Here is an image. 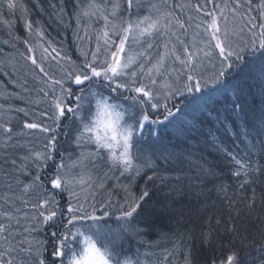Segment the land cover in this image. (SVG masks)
<instances>
[{
  "label": "snow or ice",
  "instance_id": "1",
  "mask_svg": "<svg viewBox=\"0 0 264 264\" xmlns=\"http://www.w3.org/2000/svg\"><path fill=\"white\" fill-rule=\"evenodd\" d=\"M37 6L44 11L39 3ZM48 7L49 19L72 28L83 59L76 63L51 41L48 47L40 45V59L47 69L31 46L29 55L20 54L42 74L40 82L45 87L39 91L48 98L51 112L41 113L47 124L26 121L19 132L8 123L0 124V264H142L138 258H129L123 247L128 237H135L140 245L147 243L143 237L155 229L149 211L152 195L147 186L137 195V181L168 184L166 198L176 200L186 179L179 174L182 169L173 168L177 174L165 176L153 157L171 166L185 160L191 163L192 156L187 143L178 146L179 150L159 145L146 150V126L173 123L170 118L181 111L175 103L177 97L195 96L194 110L208 115L216 112L222 124L232 117L244 118L249 80L260 82L261 106L258 115L244 118L243 132L236 133L237 138L244 137L242 143L247 141V159L221 149L237 166L232 175L244 176L238 182L240 195L230 192L224 183L214 184L212 190L227 202L230 216L233 211L240 214L242 209L236 205L245 199L247 209L254 208L255 188L250 196L244 193L254 183L249 176L264 173V164L254 168L248 162L251 149L259 147L264 154V0H258L256 15L251 14L253 0H231V6L229 0H203L193 6L201 16L190 37L191 25L175 11L186 6L173 0H49ZM0 9L8 17L19 11L29 34L44 38L43 29L34 27L19 0H0ZM187 20L193 17L189 15ZM0 23L13 39H19L11 31L10 18L0 19ZM206 64L214 69L212 73L201 71ZM26 84L25 80L18 86L28 91ZM212 89L232 97L223 118L208 102ZM15 96V92L8 93L5 99ZM16 111L29 114L24 108ZM32 130L44 134L39 150L26 139L33 135ZM196 130L193 125L185 140L195 141L190 133ZM148 131L156 134L155 128ZM208 135L214 137L215 133L209 129ZM192 167L197 180L205 174L216 175L200 163ZM117 188L125 194L122 200L112 196ZM197 196L205 200L198 210L203 213L209 207L207 193L202 188ZM163 211L184 216L182 208L172 205ZM109 218L116 221L115 228ZM207 222V232L177 229L172 247L163 250L159 264H169L174 254L182 255V264H192V240L198 236L202 242H212L211 217ZM226 232L229 254L226 260L212 264H264V242L257 244L242 235L234 223ZM237 238L239 246L234 243Z\"/></svg>",
  "mask_w": 264,
  "mask_h": 264
},
{
  "label": "trees",
  "instance_id": "2",
  "mask_svg": "<svg viewBox=\"0 0 264 264\" xmlns=\"http://www.w3.org/2000/svg\"><path fill=\"white\" fill-rule=\"evenodd\" d=\"M175 1L178 0H173L174 3H176ZM182 1L184 4H187V0ZM52 2H55V0H52ZM202 2L203 0H189L191 6L186 5V7H183V9L179 8V10L177 8L175 10L176 14L183 13V16H180H182V19H186L191 12H193V6ZM216 2L223 3L224 0H216ZM19 3H22L26 7L31 20H33L36 15L42 18L41 21V19L37 17L35 21H38L39 23L41 22L39 25L45 32V40L47 42L51 41L52 46L57 49L63 48L72 60L76 59L74 56L77 54L78 48L77 42L73 38L72 28H63L54 23L52 19H49V13L51 12V9L48 7L49 0H19ZM37 3L43 7L44 11L40 10ZM229 4L231 6V0H229ZM0 13H3V15L0 16V19L10 18L13 21L14 26L11 28V31L14 36L19 37V39H13V36L8 34V28L0 23V49L3 50L0 51V62H2L0 63V67L3 69L1 71L4 73L8 72L9 75H5L4 73L0 74H3L2 77L7 80L8 84H10V86L5 84L7 89L4 94L7 95L12 92L17 94V96L12 97L10 100H1L0 98V104L3 105V108H0V113L4 114V112H7L8 108L10 116H13L11 120H8L7 122L1 121V123H8L13 128L14 132H18L22 130V125L26 121L33 122L35 120L36 122L43 123V118H37L38 112L42 113L44 111H50V108L44 101L43 93L39 91L40 88L45 87V85L40 82L42 74L38 71H34V66L31 64V61H28L31 68L30 66H27L28 64L26 65V72H28L26 74L21 72L24 71V68L20 67L23 66L19 63L20 60L17 61L16 68L13 66L14 58L11 57L12 52H16L17 55L21 53L28 55V44L23 43L24 40H28L26 34L27 28L24 26L23 19L19 18L21 15L20 12L17 11L16 15L12 17H8L5 9H0ZM35 25L36 23L34 26ZM5 41H8L11 45H15L16 42H18L20 46L18 45L19 48H15L14 46L5 43ZM81 51L82 49H79V52ZM16 76L20 78L22 77V81L19 82V80L16 79ZM2 77L0 76V82H3ZM33 77H35V79H33ZM229 79L232 78L230 77ZM25 80L27 81L25 87L28 91L22 93L19 90L18 85L24 83ZM260 87L261 85L258 80L247 81V84L245 85V95L248 106L246 107L244 118L252 119L254 115H258V109L261 106V96L259 95ZM210 91L211 98L208 102L214 106L219 112L221 118H223L226 115L225 109L229 107V102L232 97L229 95L226 98L223 93L216 92L214 89ZM205 95L207 96L208 93L206 92ZM38 97L41 98L40 100L44 103L41 107L37 108L35 106L34 110H31L34 112L31 117H27L23 115V113L16 111L19 106L32 108L29 104L24 105V103L37 100ZM22 99L26 100V102L22 101ZM195 99V96L189 97L188 99L181 97L176 98L175 103L181 111L176 112L175 116L170 118L173 123L165 122L164 124L157 125V145L166 146L172 151L179 150V147H182L187 143V147L192 153L191 163L189 160H185L182 165L170 166L165 163L164 160H156L155 157H153L155 162L159 165V171L165 176H173L177 174L172 170L173 168L182 169L179 174L185 176L186 179L181 183L182 190L179 193L178 199L171 200L166 198V193H168L170 185H162L159 182L155 184H152L151 182L146 183L144 179L137 181L134 191L137 190L138 192H136V194L138 195L139 191L147 186L152 195L149 204V211L153 213L152 218L155 220V229L150 235L144 236L143 239L150 241V243L154 241L164 243L163 247H160V244L159 246L152 247L151 250L155 257H158V254H160L165 248L170 249L172 247L171 240L175 239L173 233H175L177 229L180 231L190 229L197 234L200 232H207L209 228L207 219L208 217H211V227L213 229L212 242H202L197 236L192 240L190 247L192 249V264H212V261L214 260L217 262L220 260H226V257L229 254L227 245L229 234L226 232V229L233 223L240 230L242 235L248 236L249 239H254L257 244L264 242V235H261V230L264 229V173L258 171L254 175L249 176V179H252L254 183H252L249 186V190L244 193L245 197L250 196L251 188H255L257 196L254 208L249 211L246 207L247 200L245 199L243 203L236 205V207L242 209L240 214L237 216L233 211L230 216L227 202L219 197L212 189L214 188V184L224 183L229 187L230 192H235L237 195H240L238 182L242 181L244 176L236 177L232 175V172L235 171L237 166L221 149H226L228 152L236 154L238 158L247 159L246 152L249 151V149L246 148L247 141L242 143L241 141L244 140V137L241 135L237 138L236 136L237 131L243 132L244 130V118L232 117L227 123L222 124L221 121L216 118V112H213L212 115H208L207 112L202 114L199 109L194 110L192 101ZM172 103V101H169L170 107L172 106ZM11 108L12 110H10ZM47 123L48 120L46 121V124ZM193 125H196L198 129L190 133V135L195 136V141H186L185 133L192 128ZM181 129L183 131H181ZM209 129L214 131V137L208 135ZM217 129L219 131H215ZM24 130L27 129H23V131ZM2 136L3 133L0 134V139H2ZM37 137L38 133L33 132V135L26 139L31 140L33 145L35 147L38 146L37 149H39L43 140L41 141V139H38ZM248 139L251 140V137ZM255 143L259 145V140L257 139ZM151 148L147 146L146 150ZM262 155L264 154L260 152L259 147L251 149V159L248 162L251 163L254 168H259L261 164H264V159H261ZM196 163L202 164L204 168L208 170V173L214 172L216 175L205 174L201 179H195V169L192 165ZM165 169L168 170L165 171ZM148 174L151 175V171H148ZM202 188L203 191L207 193L206 202L209 205L208 209L203 213L198 210L204 207L205 200L203 197L197 196V192L201 191ZM172 195L176 194L173 193ZM168 205L182 208L184 210V216L179 218L170 212L163 211ZM178 219H180L179 224L177 223ZM217 219L220 220L219 224L216 223ZM234 243L236 246H239V238H237ZM160 255L162 256L164 253ZM178 255L179 254H174L172 256V260L170 259L171 264H173V262L176 263ZM137 258L140 261L143 259L139 258L138 255L131 259L136 260ZM179 264H182V261Z\"/></svg>",
  "mask_w": 264,
  "mask_h": 264
},
{
  "label": "rangeland",
  "instance_id": "3",
  "mask_svg": "<svg viewBox=\"0 0 264 264\" xmlns=\"http://www.w3.org/2000/svg\"><path fill=\"white\" fill-rule=\"evenodd\" d=\"M176 3L175 4H177V5H182V4H184L183 3V1L182 0H178V1H175ZM257 3H258V0H256V1H254L253 0V12L251 13L252 15H256L257 13H256V11H255V8H256V5H257ZM185 6L186 5H189V6H191L190 5V3H189V0H187V4H184ZM178 10H179V8H178ZM144 14H146V12L144 13ZM177 15H182L183 16V13L182 14H179V13H177ZM192 17H193V20L192 21H188L187 20V18L186 19H182L181 17L182 16H180V19L182 20V21H185L187 24H190L191 26L188 28V35H189V37L196 31V29H195V24L196 23H198L199 22V19H200V16H201V14L200 13H198V12H196L195 11V9H194V7H193V12H191V14H190ZM37 17H39L40 19H41V21H42V18L40 17V16H38V15H36V17H34L33 18V22H34V24H35V22H37V21H35L36 20V18ZM41 23V22H40ZM39 23V24H40ZM35 25L34 27H39V28H42L40 25ZM43 29V28H42ZM27 30V29H26ZM44 31V30H43ZM26 34H27V37H28V48L31 46L32 48H34V54H35V56H36V58H37V60L41 57V47H40V45H43L44 47H48V42L45 40V32H44V38L43 39H41L38 35H36V34H32V35H30L29 34V32H28V30H27V32H26ZM9 41V40H8ZM7 44H9V43H7ZM9 45H11V44H9ZM18 42H16V44L15 45H11V46H14L15 48H19L18 47ZM20 46V45H19ZM17 50V49H16ZM80 53L81 52H79V50L77 51V54L74 56V57H76V59H74L73 61H76V63H80L81 61V59H82V57H81V55H80ZM28 55H29V53H28ZM7 57V56H6ZM11 57H13L14 58V60H13V66H14V68H16V63H17V61H19L20 60V62L19 63H21V65H23V66H20V67H23L24 68V71H21V72H23L24 74H26V73H28V72H26V67L27 66H30L28 63V61L29 60H25L24 61V59H23V57L19 54V55H17L16 54V52H12L11 53ZM0 58H1V56H0ZM41 63H45L44 61H42ZM28 64V65H27ZM27 65V66H26ZM45 65H47V63H45ZM30 68H31V66H30ZM0 69H1V67H0ZM201 71L202 72H204L205 74H210V73H212L213 71H214V69L211 67V65H209V64H206L205 65V67L204 68H202L201 69ZM0 73H4L3 71H1L0 70ZM5 74V73H4ZM0 76L2 77L3 76V74H0ZM2 79H3V82H0V98H1V100H6L5 99V96H7V95H5L4 93H5V91H6V89H7V87L5 86V84L6 85H8V86H10V84H8V82H7V80L6 79H4L3 77H2ZM16 79L17 80H19V82H21L22 81V77L20 78V77H18V76H16ZM16 83H18V82H16ZM15 84V83H14ZM13 84V85H14ZM16 85H18V84H16ZM5 89V90H4ZM11 89V88H10ZM19 90L22 92V93H26V91L24 90V89H22V88H20L19 87ZM44 98V101L47 103V105H48V98H46V97H43ZM42 98V99H43ZM178 98V97H177ZM41 98H39L38 97V99L37 100H33V101H31V102H26V100H24V99H22V101H24V102H26V103H24V105H27V104H29L30 105V107H32V108H27V107H21V106H19V108H24L26 111H28V116L27 117H31L33 114H34V112H32L31 110H34V107L36 106L37 108H39V107H41V105L44 103L42 100H40ZM7 100H10V99H7ZM124 103H126L127 104V102H124ZM8 108H7V112H4V114H1L0 113V124H4V122H7L8 120H11L12 119V115L10 116V113L8 112ZM10 110H12V108L10 109ZM45 112V111H44ZM48 112H51V109H50V111H48ZM22 113V112H21ZM43 113V112H42ZM23 115H24V113H23ZM37 118H39V119H41V118H43V123H45L46 124V121H47V119L45 118V117H43L42 115H41V113H39L38 112V116H37ZM1 121H4V122H2L1 123ZM33 122H36L35 120L33 121ZM36 123H39V122H36ZM149 128H155L156 129V133H157V125H147L146 126V129H145V132L143 133V136H144V140H143V142H146V140L148 141V139H146V138H149L150 136H151V133L148 131V129ZM25 132H27V130H24ZM33 132H37L38 133V139H41V141L42 140H44V135H43V133H40L39 132V130H32ZM19 132V131H18ZM0 134H2V130H0ZM150 138H155V137H150ZM155 143H152V147H154V146H156L157 144H155ZM38 147V146H37ZM36 147V148H37ZM144 147H145V149H147V146H145L144 145ZM148 147L149 148H151V146H149L148 145ZM40 148V147H39ZM39 150V149H38ZM109 184L111 185V181L109 182ZM135 192H138L137 190H135ZM124 193L120 190V189H114L113 191H112V196L115 198V199H118V200H122L123 199V197H124ZM109 223L112 225V227L113 228H115L116 226H117V224H116V221L114 220V218H109ZM145 241H147L146 239H144ZM159 244H160V247H163L164 246V243H160V242H152V243H150L149 241H147V243H145V244H143L144 245V253L146 254V256H145V258H143L142 260H141V262H142V264H159V261L160 260H162V256L160 255V257L158 258V257H154L153 258V256H154V254H153V252H152V247H155V246H159ZM123 247L128 251V257L131 255V249L130 248H135V250L137 251V252H139V247H140V244H138L137 243V239L135 238V237H128V239L126 240V241H124L123 242ZM164 252L163 251H161L160 252V254H163ZM170 259L172 260V257H170L169 258V264H171V261H170ZM182 255L181 254H179L178 255V257H177V260H176V263L175 264H179V263H181V261H182ZM173 262V261H172Z\"/></svg>",
  "mask_w": 264,
  "mask_h": 264
},
{
  "label": "bare ground",
  "instance_id": "4",
  "mask_svg": "<svg viewBox=\"0 0 264 264\" xmlns=\"http://www.w3.org/2000/svg\"><path fill=\"white\" fill-rule=\"evenodd\" d=\"M28 53V52H27ZM41 58V57H40ZM38 59V62H42V60L41 59ZM45 67H46V69H47V67H48V65H45ZM155 137V138H150V137ZM149 138H146V139H148V141L146 140V142H143V144L145 145V146H153L152 145V143H157L158 142V138H157V134H151V136H150ZM33 139V138H32ZM35 140V139H34ZM154 144V145H155ZM150 242V241H149ZM144 245H140V247H139V252H137L136 250H135V248H130L131 249V255L129 256V258H135L137 255H138V257L139 258H145V256H146V254L144 253ZM159 256H158V258L160 257V254H158ZM155 257V255L153 256V258Z\"/></svg>",
  "mask_w": 264,
  "mask_h": 264
}]
</instances>
